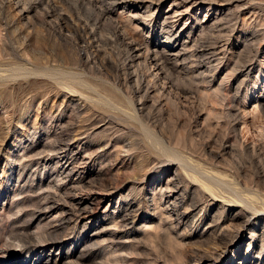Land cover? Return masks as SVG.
Here are the masks:
<instances>
[{"label":"rangeland","instance_id":"obj_1","mask_svg":"<svg viewBox=\"0 0 264 264\" xmlns=\"http://www.w3.org/2000/svg\"><path fill=\"white\" fill-rule=\"evenodd\" d=\"M11 1L0 0V264H36L44 254L51 264H199L221 254L224 264H264V0L178 6L188 10L174 29L184 41L191 34L164 70L179 88L151 93L143 109L112 25L101 21L88 35L97 0H75L76 13H59V0L48 1L56 13H42L47 2L20 13L31 0L18 9ZM171 2L128 23L119 4L111 17L142 52L161 53ZM73 126L84 132L74 143L86 163L66 178L52 149Z\"/></svg>","mask_w":264,"mask_h":264},{"label":"bare ground","instance_id":"obj_2","mask_svg":"<svg viewBox=\"0 0 264 264\" xmlns=\"http://www.w3.org/2000/svg\"><path fill=\"white\" fill-rule=\"evenodd\" d=\"M10 1V0H9ZM13 3H14V8H21V6L23 5V2L24 0H12ZM11 1V2H12ZM27 0H25L26 2ZM49 0H31V1H28L29 3L28 4H24V6L21 8V11H19L20 13H32V11L34 10H38V8H40L45 2L46 3V7L43 5L44 9H42V13H56V5L55 3H51V2H48ZM89 4H91V0H88ZM138 2L135 3V4H132L130 7H129V2L128 0H97L95 1V8H96V13H99L98 16L96 17L94 23H93V28L89 31V34L87 32L88 35H91L93 33H95V30L97 25L100 24L101 21H103L104 23L105 22H108L112 25V32H113V37L119 42V46L122 45L121 47H124L125 50H126V53H125V50H124V57H123V67L124 68H127L128 70L130 69H133L132 72H130V80H133V87L131 88L132 89V95H134L135 97H138V105L140 106V109H143V107L146 105V103H148L149 99L152 97L150 96L151 93L155 92L159 95H163L164 93H172V90L176 85L175 83H178L179 79L177 78H174L175 80L173 79H170L167 77V73L165 72V68L164 66L165 65H168L169 62L171 61H174V62H177L176 60H178L179 58V53H180V48H183L185 49L184 47L187 46L188 44V40H189V36L191 34V32H188L187 36H186V39L185 41L180 37V33L175 31L174 29V26L175 24L177 23L179 17L182 15V13H186L188 9L184 8L185 10H180L178 8V6H180L182 3H185L189 0H172V2L170 3V7H172V9L169 11V12H165V14H162L161 16V23L159 24L160 25V33L163 34L165 36V39L168 40V46L166 47V50H162L161 53H157V52H153V53H150L148 51V49L146 50H143L142 52V46L143 44L131 39L126 31H125V27L123 28V24H122V21L121 20H125L126 21H132L134 18H147L151 13H158L159 11V2H161L162 0H137ZM24 2V3H25ZM93 2V1H92ZM192 2V1H191ZM189 2V7L191 5L194 4V1L193 3ZM50 3V4H49ZM79 3V2H78ZM75 0H59V13L61 11V13H76L75 10H77V7L75 9L74 6H77V4ZM87 3V1H86ZM85 3V4H86ZM214 3V2H213ZM82 4V3H81ZM94 4V3H92ZM121 4L122 5V12H118V13H129L128 15H123L120 17L121 20L119 22V19L118 21H115L112 20V13H114L113 11H115V6ZM80 5V3H79ZM94 6V5H93ZM42 7V8H43ZM83 7V6H82ZM188 7V8H189ZM79 8V7H78ZM94 8V7H93ZM80 10V9H78ZM95 12V11H94ZM134 14V15H132ZM21 15V14H20ZM62 15V14H61ZM61 15H59V29H61V27L65 26V18L62 17ZM44 20V19H43ZM139 20V19H138ZM31 21V20H30ZM68 21V20H67ZM75 21V20H74ZM32 23V22H31ZM102 23V22H101ZM128 23V22H126ZM84 24V23H83ZM87 24V23H86ZM107 24V23H106ZM85 25V24H84ZM88 25V24H87ZM125 25V24H124ZM24 26V25H23ZM86 26V25H85ZM106 26V25H105ZM66 27H69V25ZM100 27V26H99ZM204 27V26H203ZM79 28V27H78ZM85 28V27H84ZM136 28V27H135ZM83 29V27H82ZM151 29V28H150ZM148 30V32H152V30ZM204 29V28H203ZM79 30V29H78ZM77 30V31H78ZM61 31V30H60ZM80 31V30H79ZM82 31V30H81ZM87 31V30H86ZM154 32V31H153ZM79 33V32H78ZM83 33V32H81ZM144 33V32H143ZM155 34V33H154ZM204 34V33H202ZM92 36V35H91ZM147 36V35H146ZM152 36V35H151ZM93 43L97 41V38L95 39V37L93 36ZM75 39V38H74ZM198 39V38H197ZM96 40V41H95ZM101 40L103 39H100V42H102ZM106 40V39H105ZM196 41V40H195ZM104 42V40H103ZM107 42V40L105 41ZM92 43V42H91ZM143 43V42H142ZM155 43H159V42H155ZM187 43V44H186ZM107 46V45H105ZM195 47V45H193ZM154 47V46H153ZM192 47V46H191ZM198 47V46H197ZM213 47V46H212ZM123 48V49H124ZM122 49V48H121ZM164 49V48H163ZM199 49H201L199 47ZM182 50V49H181ZM196 50V49H195ZM198 50V49H197ZM203 50V49H202ZM122 51V50H121ZM142 52V53H141ZM152 52V51H151ZM183 52V51H182ZM119 53V52H118ZM122 53V52H121ZM121 55V54H119ZM214 56V55H213ZM117 57V56H116ZM142 57V58H141ZM89 62V61H87ZM179 63V61H178ZM171 64V63H170ZM175 64V63H174ZM121 65V66H122ZM178 67V65H176ZM135 67H142L143 69H145L144 72L142 73H138V70L135 68ZM196 68V67H195ZM152 70V72H150ZM247 70V73H251L253 68L251 66H247L246 68ZM34 71V70H33ZM30 72V71H29ZM31 73V72H30ZM167 75H166V74ZM170 74V73H169ZM35 75V74H34ZM61 75V74H60ZM59 75V77H60ZM62 76V75H61ZM177 76V75H176ZM170 77V75H169ZM184 79V78H183ZM182 79V80H183ZM188 79V78H187ZM190 83H194L195 85L197 83L195 82H199L198 80L196 79H191L189 78ZM127 79H125L126 81ZM160 81V83H159ZM187 81V80H185ZM201 83V82H199ZM198 83V84H199ZM206 83V82H205ZM135 84V86H134ZM183 84V83H182ZM179 86V85H178ZM193 86V85H191ZM198 86V85H197ZM123 87V86H122ZM130 87V85H129ZM194 87V86H193ZM128 88V86H127ZM176 89L177 86L175 87ZM189 88V87H187ZM197 88V87H196ZM204 89V88H203ZM209 89V88H208ZM202 92V91H201ZM221 92V91H220ZM176 93V92H175ZM178 93L179 94H182V95H187L188 93H191L190 91H186V90H183L181 89L180 91L178 90ZM166 96V95H165ZM134 97V98H135ZM155 97V95L153 96ZM151 98L154 100V98ZM164 97V96H163ZM199 97V96H198ZM130 98V97H129ZM185 98V97H184ZM132 99V97L130 98ZM133 100V99H132ZM131 100V101H132ZM159 101H160V98H159ZM137 102V101H136ZM158 102V101H157ZM170 102V101H169ZM154 103V101H153ZM159 103V102H158ZM157 103V104H158ZM134 104V103H133ZM160 104V103H159ZM132 105V104H131ZM156 105V104H155ZM181 105V104H180ZM133 107V105H132ZM150 107V106H149ZM145 109V108H144ZM138 110V109H137ZM135 111V109H134ZM139 111V110H138ZM80 112V110L78 111V113ZM141 113V112H140ZM85 114V113H84ZM91 116V115H90ZM133 116V115H131ZM148 116V115H147ZM89 117V116H88ZM136 117V116H135ZM92 118V117H91ZM134 118V117H133ZM89 119V118H88ZM139 119V117H138ZM85 121V119H84ZM141 121L138 120V122ZM142 124V122L140 123ZM144 124V123H143ZM82 126V125H81ZM142 127V126H141ZM145 127V126H144ZM143 128V127H142ZM83 129V128H82ZM143 130V129H142ZM65 132V131H64ZM63 132V133H64ZM87 132V131H86ZM91 132V131H90ZM146 132V130L144 131ZM151 132V131H150ZM166 132V131H165ZM147 133L149 134V132L147 131ZM160 133V132H159ZM84 132H81L80 131V126H73L72 129L68 130L67 132L64 133V137L65 139H61L59 141V139L57 140L55 146L53 147L52 151L54 152V154L56 155L57 158H59L61 160L60 162V165H59V162H58V166H60V172L61 174H64L67 177H69V175L71 173H73L75 170H76V166H75V163L77 161H79V163L81 165H84L86 163V160L85 158H80L79 160V146L78 144L75 145V141L78 140L81 135H83ZM86 134V133H85ZM155 134V133H154ZM162 135V134H161ZM156 137V136H155ZM153 137V139L155 138ZM62 138V137H61ZM157 138V137H156ZM75 140V141H74ZM150 140V139H149ZM155 140V139H154ZM162 141V140H161ZM160 141V142H161ZM166 141V140H165ZM153 142V141H152ZM159 142V143H160ZM157 144V143H156ZM167 144V143H166ZM153 145V144H152ZM155 145V144H154ZM158 145V144H157ZM163 145V144H162ZM156 146V145H155ZM185 148V147H184ZM172 152V151H171ZM170 153V152H169ZM69 155V156H68ZM172 155V154H171ZM176 155V153H175ZM179 155V154H177ZM182 157V156H181ZM175 158V157H174ZM173 159V158H172ZM179 159V158H177ZM221 159V158H220ZM225 159V158H224ZM223 160V159H222ZM184 161V160H182ZM180 162V161H179ZM187 162V161H185ZM183 163L182 165H180L183 169L185 170H191V168L189 169L188 168V165L187 163ZM181 163V162H180ZM189 163V162H188ZM242 169V168H241ZM78 170V169H77ZM193 170H191V173H192ZM263 171V170H262ZM195 174L196 172L193 171ZM199 174V172H197ZM263 173V172H262ZM193 174V173H192ZM202 174V173H201ZM203 175V174H202ZM64 176V177H65ZM199 176V175H198ZM201 176V175H200ZM192 177V176H191ZM204 177V175L202 176ZM196 178V177H195ZM260 178V177H259ZM244 179V178H243ZM250 179V178H249ZM263 179V178H262ZM217 179L214 180L213 179H208V178H204V181L203 183H208V185H218L220 186L221 188H225V187H228V190H230L229 192L231 193V195L233 194V197L236 199V200H239L241 201L238 193H236L234 190L229 189V186L223 182L221 183H218L216 182ZM218 181V180H217ZM245 182V181H244ZM251 182V181H250ZM72 184V183H71ZM74 185L75 184H78L77 182L73 183ZM205 186V185H204ZM217 186V187H218ZM208 188V187H207ZM167 189H171V187H168L167 186ZM210 189V188H209ZM59 190V189H58ZM175 195V194H174ZM51 198V197H50ZM181 198V197H180ZM253 199V198H252ZM171 201V199H167V204ZM249 201V200H248ZM254 201V200H253ZM242 202V201H241ZM240 202V203H241ZM250 202V201H249ZM248 202V203H249ZM252 202V201H251ZM79 203V201L77 202ZM248 203L245 204V207L247 209H252L253 210V207L251 205H249ZM183 203L178 200L177 197H174L172 199V202H171V205L173 207H177V206H181ZM242 204V203H241ZM252 204V203H250ZM169 205V204H168ZM197 205V204H196ZM244 205V204H243ZM253 205V204H252ZM183 206V205H182ZM47 207V206H46ZM72 207V206H71ZM197 207V206H196ZM52 208V207H51ZM131 209V206H129V210ZM196 209V208H195ZM40 210V209H39ZM45 210V209H44ZM51 210V209H50ZM43 211V210H41ZM47 211V210H46ZM45 211V213H46ZM49 211V210H48ZM80 211V210H79ZM127 211V210H126ZM255 211V209H254ZM40 212V211H39ZM82 212V210H81ZM257 212V211H256ZM42 213V212H41ZM44 213V212H43ZM39 214V213H38ZM44 215V214H43ZM130 215V213H129ZM128 213L125 214V217H124V221L127 222L128 221V217L129 216ZM245 215V214H244ZM123 216V215H122ZM169 216V215H168ZM187 216V212H183V214H181V218H185ZM247 216V215H246ZM123 218V217H122ZM83 219L87 220L88 217L86 218V214H84L83 216ZM232 219V218H231ZM123 220V219H122ZM236 220L233 218V221ZM232 220H230L231 222ZM251 225V220H250V217L246 218L240 225L239 227V230H238V237H237V240L235 242V247L238 249L241 247V245L243 244V242L241 241V237H240V234L242 233L244 236H246L247 232L249 231V226ZM130 227V226H129ZM251 233V232H250ZM29 236V235H28ZM254 236V235H253ZM264 239V238H263ZM221 240H223V237H221ZM233 245V244H231ZM230 246V244H226L225 246V249ZM51 251V250H50ZM49 251V252H50ZM223 253V252H222ZM235 257V256H234ZM234 257H233V260H234ZM221 258V259H220ZM226 261V260H225ZM225 261L223 260V257H222V254H221V257L219 255L217 256H211V255H206V256H201L200 258L197 259V263H201V264H224ZM57 262H55L54 264H56ZM70 263V262H69ZM195 263V262H194ZM232 263V262H231ZM36 264H51V260H50V257L47 255V254H44L42 256V258L36 263ZM236 264V262L234 263ZM239 264H243V263H239Z\"/></svg>","mask_w":264,"mask_h":264}]
</instances>
